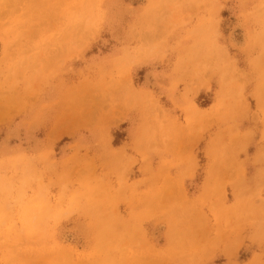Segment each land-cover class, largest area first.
<instances>
[{
	"label": "rangeland",
	"instance_id": "374dc122",
	"mask_svg": "<svg viewBox=\"0 0 264 264\" xmlns=\"http://www.w3.org/2000/svg\"><path fill=\"white\" fill-rule=\"evenodd\" d=\"M0 264H264V0H0Z\"/></svg>",
	"mask_w": 264,
	"mask_h": 264
},
{
	"label": "bare ground",
	"instance_id": "6f19581e",
	"mask_svg": "<svg viewBox=\"0 0 264 264\" xmlns=\"http://www.w3.org/2000/svg\"><path fill=\"white\" fill-rule=\"evenodd\" d=\"M229 94V93H228ZM56 111V110H55ZM67 112H68V110H66ZM65 112V111H64ZM63 113V112H62ZM58 114V113H57ZM56 114V115H57ZM76 115V114H75ZM66 116H68V114L66 115ZM72 116V115H71ZM55 117V116H54ZM75 117V116H74ZM73 117V118H74ZM69 118H70V115H69ZM62 119L64 120V119H66V118H64L63 116L61 117V118H59V120H61L62 121ZM57 120V119H56ZM58 122V121H57ZM55 123H56V121H55ZM59 123H61V122H59ZM58 126V125H57ZM54 127V126H53ZM66 127V126H65ZM55 128V127H54ZM62 130V129H61ZM64 130V129H63ZM60 131V130H59ZM59 131H57V132H59ZM61 132V131H60ZM221 161V160H220ZM224 163H225V161H223ZM215 163H217V162H215ZM218 164V163H217ZM221 164V163H220ZM220 168V167H219ZM222 168V167H221ZM217 169V168H216ZM216 171V170H215ZM211 177V176H210Z\"/></svg>",
	"mask_w": 264,
	"mask_h": 264
}]
</instances>
